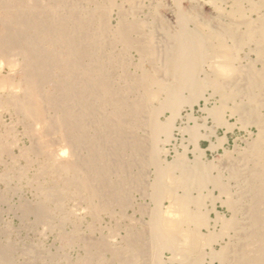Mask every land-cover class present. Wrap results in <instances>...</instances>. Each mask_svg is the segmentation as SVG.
Wrapping results in <instances>:
<instances>
[{
	"label": "bare ground",
	"instance_id": "6f19581e",
	"mask_svg": "<svg viewBox=\"0 0 264 264\" xmlns=\"http://www.w3.org/2000/svg\"><path fill=\"white\" fill-rule=\"evenodd\" d=\"M0 60L16 75L1 76L0 107L28 140L19 155L37 164L35 198L12 206L0 195V205L32 228L55 226L58 242L48 251L0 241V264H69L74 246L76 264H163L164 251L182 264H264V0H0ZM207 90L219 103L208 116L218 122L229 104L255 137L217 162L188 160L185 144L165 161L172 130L184 129L174 118ZM14 128L0 135L10 159ZM185 130L202 153L198 129ZM208 183L229 218L209 219ZM78 211L91 219L84 233L64 228ZM102 214L111 232L96 229ZM217 222L219 232L202 233Z\"/></svg>",
	"mask_w": 264,
	"mask_h": 264
},
{
	"label": "rangeland",
	"instance_id": "374dc122",
	"mask_svg": "<svg viewBox=\"0 0 264 264\" xmlns=\"http://www.w3.org/2000/svg\"><path fill=\"white\" fill-rule=\"evenodd\" d=\"M7 67H8L7 63L2 62L0 60V78L1 76L3 77L7 76L8 78H11L14 83H16V75L12 74L11 71L9 70V67L8 68ZM0 85L2 86L1 81H0ZM208 94L209 91L207 90L203 92V96L196 99V101L192 102L191 104L187 103L183 105V107L180 109L179 116L174 118L173 124L175 128L177 126L179 127L182 126L184 129H181L180 132L182 131L184 132L180 133L175 129L172 130V136L174 138L171 137L168 144L165 145V148L168 151L167 153L163 154L165 155V157L163 156L165 161H171L174 158L175 155L174 152H176V148L178 153L183 152L184 148L182 149V147L185 144L187 149V151L185 152V157L188 160L191 161L194 160L196 155L197 160L207 161V162H217L219 157L224 152L233 153L235 149L244 148L246 145L245 143L251 141V139L255 137L257 133V127L250 125L241 128L237 117L235 115L232 116V114H229L230 113L229 104L222 105L220 111V119L218 120V122H215L216 119H213L211 115L208 116L209 113L207 109L213 106L215 107L216 105L219 104L217 101L218 100L217 95H215L214 98L211 99L209 98L210 96ZM202 98H204V100ZM205 98L207 99V101ZM200 107H202V109ZM224 108H228V109H224ZM0 113H1L0 135L5 133V125L13 124L15 127L14 129L17 139L16 146L12 148V154L14 159L13 158L10 159L8 155L0 151V195L1 196L4 195L7 197L9 205L15 206L21 201H32L35 198L34 183L31 181L33 178L32 171L37 167V164H33L34 166L32 165L31 167H28L26 161L24 160V157L19 155V148H21V146L22 147L27 146L28 140L22 135L21 125L15 124V121L17 120V116L15 112L13 110H10L9 108L7 109L6 107H0ZM168 114L169 112L166 111L161 116V120L167 117ZM185 114H189L190 116L189 115L186 116ZM188 117L189 119H187ZM192 126L198 129V134L200 135L198 143H199V147L203 149V152L200 154L192 152L193 149V146H191L192 144L186 141V139L189 137V133L188 131L185 130V127L188 128ZM7 175L12 179L8 181L9 177L7 178ZM8 188H12V189L14 188L15 190L11 193H8L7 192ZM204 192L206 194V197L204 198L205 199L204 204L208 208L214 207V209L208 213L209 219L215 217L216 213L218 214L219 217L223 219L229 218L231 215V211L227 208L226 204L222 202L225 197L224 194L223 195L219 194V190L210 183L207 184ZM139 199H140L139 195L137 193L136 195L134 194V202L135 203L140 202ZM8 204L4 203L0 205L1 206L0 207V241H2L3 243L11 242L16 246L22 248L29 247L32 244L38 243L40 244L39 246H41L42 248L48 251L56 250V246L58 245V242H56L57 240L55 236L56 235L55 226L53 228L54 230L53 229L43 230L42 226H38V227L36 226L32 228L30 227V225L32 224L30 222L32 221L33 218L30 216L22 218L18 212L14 211L13 207H11L12 209H10V207H8L9 206ZM70 206L71 204L69 203L65 204L66 209H69ZM127 212L132 213V210L128 209ZM135 216L137 217L138 214L136 213ZM112 221L113 220L110 219L109 216L107 215L105 216V214H102L100 216L98 223L96 224V229L101 228L104 232H111L113 230L112 226L114 223ZM90 222L91 219L87 214L78 211L76 213H73L68 218V220L65 221L64 228L68 231H71L73 230L72 228H74V226L77 224L80 232L84 233L86 232L87 226L88 224H90ZM220 228H221L220 223L217 222L216 224L213 225L212 228H210V231L209 230L207 231L205 228H201V231L204 234L206 233L209 234L211 232L215 234L216 232L220 231ZM4 229H7V233L5 234L3 233ZM192 230L193 229L190 228V231ZM175 240L178 241L179 237L176 236ZM226 240H227V235L223 236V238H219V240L213 241L210 246L214 250H218L220 246L223 244V242H225ZM77 247L78 246L76 247L74 246L73 249L71 248L68 250V254L70 256L69 264H76V262L80 260L82 256L81 249ZM206 250L208 251V248ZM15 255L16 257L14 256V261L17 262L21 260L20 259L21 257L19 256L18 253H15ZM207 256L208 255L205 256L206 259L204 258L203 261L198 264H222L217 259H211V257L209 256L207 257ZM172 257L173 256L171 253L164 251L163 260L165 262H163V264H182L174 259L173 261H170ZM59 264H68V262L63 261V262H59Z\"/></svg>",
	"mask_w": 264,
	"mask_h": 264
}]
</instances>
